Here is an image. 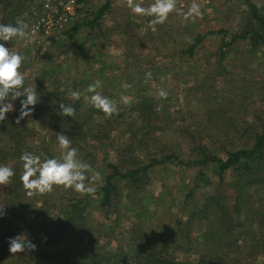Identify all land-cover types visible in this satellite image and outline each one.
Returning <instances> with one entry per match:
<instances>
[{"label":"rangeland","instance_id":"obj_1","mask_svg":"<svg viewBox=\"0 0 264 264\" xmlns=\"http://www.w3.org/2000/svg\"><path fill=\"white\" fill-rule=\"evenodd\" d=\"M46 1L23 0V6L15 9L13 16L31 29L43 13ZM3 2L9 7L16 1ZM79 2L82 6L76 8V17L64 28L51 29L48 35L30 30L34 39L27 46L19 38L4 42L6 47L26 57L21 68L25 86L36 88L39 96V102L26 118L33 131L28 150L60 158L57 136L48 135L49 131H66L55 121L61 117L56 98L71 101L70 93L78 90L81 109L90 117L87 116L89 119L77 136L78 146L73 147L79 150L80 159L101 173L103 179L96 188L105 184L112 173L109 164L116 165L123 174L148 165L153 158H167L152 164L146 172H139L132 183L129 178L115 177L111 203L107 206L100 203L98 193L81 196L58 187L50 194L31 198L23 191L24 209L33 218L46 201L51 207L45 215L55 218L67 210L66 205L81 199L89 237L99 246L115 250L125 247L132 228L147 233L167 232L164 240H168L174 229L182 225L178 220L185 213L182 208L190 191L187 205H196L202 194L215 193L224 195L228 205L233 203L230 183L238 171L227 170L221 181L216 165L210 163L203 167L199 178L201 167L186 162L198 159L200 146H206L219 157L225 156L224 149L248 147L250 134L262 129L264 36L257 47L251 45L249 35L228 46L224 53L219 46L225 31L228 35H247L249 28L259 26L251 17L249 3L256 6L264 30V0H197L202 19L184 21L173 13L165 24L157 26L156 32L149 28L151 18L132 14L124 0H110L94 25L86 22L106 0ZM151 2L144 0L145 6ZM191 3L192 0H178V7L182 5V10L187 11ZM197 36L199 42L190 53L189 46ZM147 72L152 73V79L145 82ZM96 79L102 82L98 91L118 105V114L110 118L84 99L89 95L85 89ZM122 83L129 87L125 90ZM160 89L168 92L167 98L159 96ZM122 94L130 98L128 104L120 102ZM142 97L152 102L149 111L153 126L139 120L133 110ZM22 99L25 98L13 101L15 110L6 115L19 114ZM98 123L101 125L96 127ZM101 130L107 131L108 136L102 135ZM144 131L148 133L143 134ZM97 133L101 139L94 138ZM258 204L264 205V199L258 200ZM42 208L46 210V206ZM197 231L199 225L194 224L192 235ZM3 264L18 261L10 258Z\"/></svg>","mask_w":264,"mask_h":264},{"label":"trees","instance_id":"obj_2","mask_svg":"<svg viewBox=\"0 0 264 264\" xmlns=\"http://www.w3.org/2000/svg\"><path fill=\"white\" fill-rule=\"evenodd\" d=\"M15 1L8 7L0 0V23H16L13 16L16 15L15 9H20L24 3L23 0ZM109 3L110 0H106L86 23L96 24ZM249 6L252 9L251 17L259 22V26L256 29L249 28L247 35H228L225 31L219 46L221 53L238 39L248 35L251 45L257 47L264 36L263 19L257 13L255 5L249 3ZM199 37L189 46L190 53L199 42ZM60 103L76 109L74 117L61 116L55 120L61 130L66 129L64 134L69 136L74 146L78 142L81 127L87 123L90 115L82 111L79 100L56 98L58 108ZM151 107L150 99L142 97L133 110L139 120L153 126L149 111ZM17 116V113L6 115V119L0 122V164L9 165L16 172L10 185L0 186V206L6 205L7 212L5 217L0 218V264L10 258H15L18 264H264V205H257L258 200L264 199V124L262 129L250 134L251 143L248 147L224 149L225 156L219 157L206 146H200L197 147L198 159L186 162L201 167L199 178L203 174V167L210 163L216 165L221 181L227 170L238 171L235 180L230 183L234 192L231 205L226 203L224 195L220 193L202 194L196 205H187V199L192 194L190 191L185 196L182 208L185 213H182V220H178L182 225L174 229L170 239L164 240L169 235L167 232L147 233L132 228L128 231L127 245L115 250L99 246L93 237H89L88 221L84 215L85 205H81V199L66 205L67 210L55 218L45 215L51 207L46 201L42 202L33 218L28 215L24 209V189L19 179L23 172L20 156L24 151L33 152L28 150V140L33 136V131L26 119L17 124ZM75 122H79V125ZM100 125L98 123L95 126ZM101 132L108 136L107 131ZM57 133L49 131L48 135L55 137ZM134 134L133 130L132 139L135 138ZM93 136L101 139L100 133ZM163 158L165 160L167 157ZM163 160L153 158L148 165L123 174L116 165L109 164L112 173L106 178L105 184L98 186L96 190L101 195L100 203L103 206L111 203V193L114 191L112 181L115 177L129 178L132 183L139 172H146L152 164ZM42 206H46V210ZM194 224L199 225V231L193 236ZM20 234L32 240L36 250L12 256L8 240ZM154 240L156 243H153Z\"/></svg>","mask_w":264,"mask_h":264},{"label":"clouds","instance_id":"obj_3","mask_svg":"<svg viewBox=\"0 0 264 264\" xmlns=\"http://www.w3.org/2000/svg\"><path fill=\"white\" fill-rule=\"evenodd\" d=\"M124 5L132 14L139 17H150L149 28L152 32L157 31L158 25L165 24L169 16L176 13L184 21L195 22L198 18H203L201 5L197 0H192L187 11H183V6L178 7V0H152L147 6L144 0H124ZM25 41V46L30 43L34 37L31 35L29 25L24 21L17 20L15 24L0 23V122L6 119V114L14 111L13 101L20 100L19 114L16 117V123L28 118L35 105L39 102V96L36 88L25 86V75L21 72L26 57L11 48L6 47L4 42H12L14 39ZM152 79V73H145V82ZM102 82L96 79L90 83L85 91L89 94L84 99L90 106L106 117H112L118 114V105L116 102L102 95L99 88ZM125 90L129 87L127 83H122ZM159 96L167 98L168 92L160 89ZM70 97L73 101L81 99L80 91H72ZM120 102L128 104L130 98L121 95ZM59 115L62 117H74L76 109L71 105L59 104ZM58 147L61 150L60 158H49L43 154L24 151L20 160L22 162L23 172L20 176V182L27 197L44 196L50 194L58 187L64 190H72L81 196H95L96 185L102 181L103 177L99 171L80 159L79 150L72 146L69 136L63 132L57 133ZM15 169L6 164H0V186H8L15 177ZM6 205L0 206V218L7 215ZM9 252L14 255L28 253L36 250V245L23 234L10 237L8 240Z\"/></svg>","mask_w":264,"mask_h":264},{"label":"built area","instance_id":"obj_4","mask_svg":"<svg viewBox=\"0 0 264 264\" xmlns=\"http://www.w3.org/2000/svg\"><path fill=\"white\" fill-rule=\"evenodd\" d=\"M82 4L79 0H58L43 4V13L36 18L31 26L32 33L47 34L54 28H64L76 17L75 11Z\"/></svg>","mask_w":264,"mask_h":264}]
</instances>
